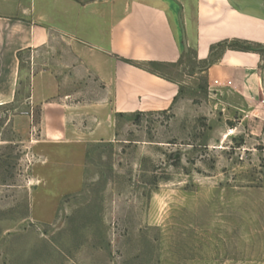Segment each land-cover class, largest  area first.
I'll return each mask as SVG.
<instances>
[{"label": "rangeland", "instance_id": "1", "mask_svg": "<svg viewBox=\"0 0 264 264\" xmlns=\"http://www.w3.org/2000/svg\"><path fill=\"white\" fill-rule=\"evenodd\" d=\"M65 45L24 53L1 108L0 264H264L255 107L210 88L190 54L159 71L179 85L168 109L69 121L101 84L70 71Z\"/></svg>", "mask_w": 264, "mask_h": 264}, {"label": "crops", "instance_id": "2", "mask_svg": "<svg viewBox=\"0 0 264 264\" xmlns=\"http://www.w3.org/2000/svg\"><path fill=\"white\" fill-rule=\"evenodd\" d=\"M179 14L187 52L204 65L196 69L205 74L209 87L255 107L250 116L264 120V111L257 109L264 108V50L227 48L205 64L211 47L221 42L264 47V0H193L190 5L184 0H0V112L17 100L21 56L56 40L65 42L59 57L69 59L74 75H93L101 84L98 98L79 102L77 111H65L69 121L87 114L106 125L116 113L168 109L178 94V82L135 64L176 63L187 53ZM37 88L33 82L31 97ZM64 134L63 128L52 132Z\"/></svg>", "mask_w": 264, "mask_h": 264}, {"label": "trees", "instance_id": "3", "mask_svg": "<svg viewBox=\"0 0 264 264\" xmlns=\"http://www.w3.org/2000/svg\"><path fill=\"white\" fill-rule=\"evenodd\" d=\"M227 48L233 50H240V51H257L256 48H259V46L239 40L221 42L211 47V51H210L211 57L209 58L208 61H206L205 64L206 65L212 64L214 62L213 56L216 55V53H218L219 50L223 51L224 49ZM190 54H191L190 52L184 53L182 58L176 63L147 62L144 64H135V65L145 70H148L154 74L161 75L159 71H161L160 69L162 67L177 66L180 63V61H182L184 56H188ZM119 115L122 116L123 114L119 113Z\"/></svg>", "mask_w": 264, "mask_h": 264}, {"label": "water", "instance_id": "4", "mask_svg": "<svg viewBox=\"0 0 264 264\" xmlns=\"http://www.w3.org/2000/svg\"><path fill=\"white\" fill-rule=\"evenodd\" d=\"M178 25H179V28H180V31H181V41H182L183 49H184L185 52H187L188 51V47H187V42H186V38H185V30H184V26H183V22H182L180 14L178 15ZM256 50L257 51L264 50V47L256 48Z\"/></svg>", "mask_w": 264, "mask_h": 264}]
</instances>
